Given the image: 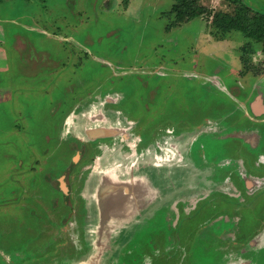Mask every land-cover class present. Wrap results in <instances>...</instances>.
<instances>
[{"label":"rangeland","instance_id":"374dc122","mask_svg":"<svg viewBox=\"0 0 264 264\" xmlns=\"http://www.w3.org/2000/svg\"><path fill=\"white\" fill-rule=\"evenodd\" d=\"M232 1L0 0V264H264V48L214 26ZM99 111L123 131L83 136ZM123 154L156 200L106 241Z\"/></svg>","mask_w":264,"mask_h":264},{"label":"crops","instance_id":"0c3cea01","mask_svg":"<svg viewBox=\"0 0 264 264\" xmlns=\"http://www.w3.org/2000/svg\"><path fill=\"white\" fill-rule=\"evenodd\" d=\"M251 108L253 109V111L258 112V114H261L264 111V106L261 104V102L259 101H254L251 104ZM101 111L97 112L96 114H100ZM102 117H104L106 119L107 115H104L103 112H101ZM101 117V118H102ZM94 122V123H93ZM95 122H99L97 119L96 121L93 120H89L85 127H83V136L86 135L88 133L89 129H100L101 127L104 128H114V126H111L109 124L107 125H102L101 126H95ZM90 123H93L92 125H88ZM123 129V127H120ZM108 133V132H107ZM107 133H96L93 135L92 139H96V141L103 136H108L110 134ZM89 134V133H88ZM90 135V134H89ZM88 136V135H86ZM91 136V135H90ZM89 137V136H88ZM110 137V136H109ZM90 138V137H89ZM103 150V154L100 155V162L102 163V158H109L112 157V155H114L112 152L113 149L115 150V147L112 148H107L106 146H102ZM145 152V151H143ZM143 152L141 154V157L143 156ZM116 153V152H115ZM134 153V152H133ZM135 155V154H132ZM131 157V155L129 156ZM123 158L125 159V155L123 154ZM116 161V160H113ZM103 164V163H102ZM109 164V163H108ZM105 165V164H104ZM103 165V166H104ZM127 168L124 169V167H122L121 165H119L117 163V161L115 163H112L111 165H105L100 171V176L102 177V183L104 181V178L107 174H110L112 176V178H114L117 182H115V187L120 185V196L124 201L129 202V207L126 210H122L120 212H111L108 213L107 215L103 216L102 215V208H101V188H102V184L101 186L97 187V193L96 195L98 196V204H99V208H100V216H101V225L99 226V232H100V228L102 225L108 226L107 231H105L104 235H107V239L106 241H108V238L113 237V231L116 229V227H118L117 225L111 224L109 225L108 222L110 220H113L114 218H117L119 216H124V217H128L127 219L131 218L133 219L132 221H136V220H140L143 216H145V213H149L150 209H152L153 207V203L156 200V194H157V187L155 182L151 179H148L140 172V168H144V164L141 163V165L139 164H135V165H126ZM152 178V176H151ZM134 179H140L144 182L145 184V191H143L140 186H136L135 184L132 183V181ZM160 208H157V212ZM155 210V212H156ZM156 214V213H155ZM137 217V218H135ZM149 217V216H148ZM153 217H149L146 219V221L148 222L149 220H151ZM130 221V219H129ZM125 230V228L122 229L121 233L118 234V238L116 239L117 244L120 246V249H124V243L126 240V236H122L123 231ZM140 232V230H139ZM101 234V232H100ZM99 234V235H100ZM120 238H122V240H119ZM98 240H99V236H98ZM97 246H98V241H97ZM120 250V251H121Z\"/></svg>","mask_w":264,"mask_h":264},{"label":"trees","instance_id":"16d2710c","mask_svg":"<svg viewBox=\"0 0 264 264\" xmlns=\"http://www.w3.org/2000/svg\"><path fill=\"white\" fill-rule=\"evenodd\" d=\"M174 1L172 9L176 10L179 18L184 14L187 18H194L205 12L204 6L198 4L199 0H193L197 3L194 7L195 4H192L191 0ZM232 2L235 5L233 12L217 11L210 14L214 26L224 33L239 32L246 38L248 44L260 42L264 48V11L250 7L243 0H233Z\"/></svg>","mask_w":264,"mask_h":264},{"label":"bare ground","instance_id":"6f19581e","mask_svg":"<svg viewBox=\"0 0 264 264\" xmlns=\"http://www.w3.org/2000/svg\"><path fill=\"white\" fill-rule=\"evenodd\" d=\"M122 128H104L101 127L100 129H89L88 133L90 135H94L96 133H117L122 132ZM133 184L136 186H140L143 188L142 190L145 191V184L140 179H134L132 181ZM114 178L110 174H107L103 181V186L101 188V208H102V215L105 216L111 212H120L122 210H126L129 207V202L124 201L120 196V185L115 187Z\"/></svg>","mask_w":264,"mask_h":264},{"label":"flooded vegetation","instance_id":"af4514ba","mask_svg":"<svg viewBox=\"0 0 264 264\" xmlns=\"http://www.w3.org/2000/svg\"><path fill=\"white\" fill-rule=\"evenodd\" d=\"M105 120H106V121H104V122L102 123V125H107V123L110 122L107 118H106ZM157 159H158V158H157ZM157 159H156V160H157ZM123 160H124V158H120V159H117L116 161H117V162H118V161L123 162ZM160 161H162V160H160ZM160 161H159V162H160ZM153 204H154V203H153Z\"/></svg>","mask_w":264,"mask_h":264}]
</instances>
